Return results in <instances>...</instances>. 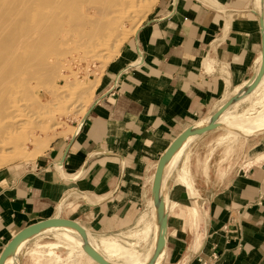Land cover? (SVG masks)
Listing matches in <instances>:
<instances>
[{
	"label": "crops",
	"instance_id": "obj_1",
	"mask_svg": "<svg viewBox=\"0 0 264 264\" xmlns=\"http://www.w3.org/2000/svg\"><path fill=\"white\" fill-rule=\"evenodd\" d=\"M255 9V0H156L102 69L79 124L0 170V254L20 230L56 217L97 235L136 227L165 150L255 76ZM237 104L228 114L254 115ZM220 129L190 137L176 156L159 264H264V131L237 137L234 162L236 137ZM28 242L18 258L29 264H69L56 244Z\"/></svg>",
	"mask_w": 264,
	"mask_h": 264
},
{
	"label": "bare ground",
	"instance_id": "obj_2",
	"mask_svg": "<svg viewBox=\"0 0 264 264\" xmlns=\"http://www.w3.org/2000/svg\"><path fill=\"white\" fill-rule=\"evenodd\" d=\"M121 1L123 2V0ZM115 2L117 1L115 0H0V163L2 162L1 164L9 163L5 161L9 160L10 159L9 157L11 156H12L11 158H14L16 155L18 156L21 155L22 159L23 156H26L25 155L26 153L22 156V151L19 147V146L23 147L22 146L23 139H21L22 141L20 140V143L22 142V145L20 143H17L18 148L20 150L18 149L16 150L17 147L14 148L15 144L13 143L14 145H12V142L16 141V139L17 142H19L18 140L19 138L18 137L16 138L15 135L19 136L23 134V131L25 130L23 129L24 126L27 127L28 125L27 124L28 122H26V120L28 119L26 112L25 113L23 112L25 109V105H27V103L24 102L25 103L24 105L22 100H20V98H22V96H29L31 94L30 84L32 82H35L36 85H41V87L42 86L46 87L48 85H51L52 81L57 77L56 76L57 65L61 66L59 64L60 62H58V58L63 57L64 50L68 52V49H70L72 50V52L73 51H76V53L77 51L81 52L84 54L83 55L84 59L83 58L82 59L86 61L94 60L96 56H98L101 52L105 50L108 49L115 50L114 48L115 43L119 42L121 39H119V35L117 36V34H114L116 33L117 30L115 29L114 31L113 24L116 25L117 20H113V17L109 16L110 14H108L107 11L108 8L110 9V7H114V6L117 7L115 5ZM261 14L263 16L262 34H261L262 45H263L261 51L262 52L261 73L258 74L257 78L250 80L237 93H235L233 95L234 98L233 99L231 98L228 102H226L222 106L223 108L221 107L222 109L220 108L221 110L219 109L217 113H215L211 118L208 119V121H204L198 125H195L194 127H189L188 133L178 144V146L172 151V153L167 157L162 156L157 164V168L154 176L155 185H153L152 194L154 196L153 204L157 205V210L159 212H158V217L155 221V238L151 249L147 253L141 254L135 250V247L140 245V243L146 241V238L149 236V234L153 232V228L151 225H146L144 228H141L142 229L141 232L134 237L137 240V243L136 244L126 243L128 247L127 249H123V247L120 248L121 246L118 247L117 244L116 246L107 243L108 241L105 242L102 240V245L100 247L102 248L103 252H100L101 250L99 246L96 245V243L87 235L85 230L81 228L76 222L71 221L72 223L75 224V226L56 222L54 224H50L31 233L22 234L14 245H12L9 249L4 250L2 252L0 256V264H20V260L18 259L19 251L25 246V244L32 237L46 232L61 233L58 234L60 235V237H66L68 239H73L72 238L73 236L66 234V232L74 233L79 238L80 240L79 246L80 247L82 246L85 249V253L87 255L88 252L93 253L98 258H100L105 264H118V263H114L115 259L120 260L122 264H147L153 254V248L156 247L157 254L156 257L153 258V262L151 264H159L164 257L165 244L167 240V225H166L167 215L164 214V200L165 198L166 200H168L167 180L170 172L175 167L174 164L177 161L176 156H178L186 147V145H188L187 143L190 140V137L198 135L199 134L198 132L204 128H210V130H215L217 128L225 129L228 134L233 135L235 137L250 136L254 134L257 135V133L264 131V105L262 106L261 110L258 111L253 116H249L247 114H241V115L236 114L231 117H226V115L231 110L232 103L236 105L238 102L248 97L261 84V82L264 83V74L262 75V70L264 68V2L262 3ZM259 21L261 27V18H259ZM119 27L120 26L118 25V28ZM116 45H118V43ZM62 47L65 48L63 49ZM67 47L70 48L67 49ZM64 57H66V54ZM52 60H54L55 62L57 61L56 63L58 64L56 65V63L55 64L51 63L50 61ZM70 61L75 63L76 62L75 57H72ZM67 63L70 66L71 62H67ZM63 88L65 89V87ZM53 89H56V87ZM74 89L72 90L70 88V90L75 92ZM82 89H84V91L86 90V88H82ZM47 109H49V107ZM25 110L27 111V109ZM43 112L45 113V111ZM39 115L36 116L35 113L34 115L36 116L35 119H37ZM34 121L32 123H34ZM37 127L39 129V126ZM20 137H22V135ZM11 147L13 149H11ZM11 150H15V151H11ZM10 152H12L13 155L10 154ZM21 157H17V158L19 159ZM164 171L166 172L165 177H163ZM150 210L152 209L150 208ZM52 219L56 221L60 220V218L58 217ZM62 220H66V219H62ZM114 242L115 241H113V243ZM90 261L91 263L95 262L92 258L90 259Z\"/></svg>",
	"mask_w": 264,
	"mask_h": 264
},
{
	"label": "rangeland",
	"instance_id": "obj_3",
	"mask_svg": "<svg viewBox=\"0 0 264 264\" xmlns=\"http://www.w3.org/2000/svg\"><path fill=\"white\" fill-rule=\"evenodd\" d=\"M115 1H117V2H115V5L117 7H115V6L110 7V9L108 8L107 11H108V14H110L109 16L113 17V20H117L116 21L117 26L113 24L114 31H115V29L117 30L116 33H114V34H117V36L119 35V39H121L122 41L120 40L119 42H117L118 45H116L117 43H115V45H114L115 50L114 49L105 50V51L101 52L102 54L100 53L101 55L99 54L98 56H96L94 60H90V61L83 60L84 59L83 53L78 52V51H77V53H76V51L72 52V50L68 49L70 47H67L68 52L64 50L63 51L64 52L63 57L58 58V62H60L59 64L61 66L57 65L58 64V63H56L57 61L56 62L54 60L50 61L51 63H53V64L56 63V65H57V69H56V72H57L56 78L57 79L55 78L51 83L53 88L56 87V89H53L51 85H48L46 87H43V86L41 87V85H36L35 82H32L30 84L32 96L30 94L29 96H22V98H20V100H22L24 105H25L24 102H26L28 105V106L25 105V109H27V111L25 109L23 111L24 113L26 112V115L28 118V119L26 118L27 119L26 122H28L27 123L28 125H27V127L24 126V128H23V129H25L24 130L25 132L23 131V134H21L23 138L20 137L21 135H19V136L15 135L16 138L17 137L19 138L18 139L19 142H17V139H16V141L12 142V145H14V144L16 145L17 143H20V140L23 139V145H22V142L20 143L23 147H21V146H19V147L22 151V156L25 153H26L25 154L26 156H23V159H22L21 155L20 156L16 155L14 158H11L12 156L9 157L10 159L5 161V162H9V163H6V164H1L2 162L0 163L2 165V166L0 165V170L7 167V166L13 165V164H17V163H23L24 164V163H28V162L33 161L36 157L40 156L44 150H46L48 148V145L56 137L66 136L68 133H70L71 128L69 126L79 124L80 120L85 115V112H86L88 105L91 103L92 94H93L92 92H93V89H94V87L98 81V78L101 75L102 69L104 68V66L107 63H109L115 57V55L118 52L119 47L126 40V38L135 33V31L138 28L137 26L145 18V16L149 13L150 9L155 4L156 0H135V2H134V0H123V2L121 0H115ZM263 2H264V0H255V8H256L255 11H256V13H258L260 15V18H261V27H260L261 34H262L263 16L261 14L260 6ZM118 25L120 26L119 28H118ZM62 48L64 49L65 47H62ZM65 52H67V53H65ZM65 54H66V57H64ZM72 57H75V59H76L75 63L70 61L72 59ZM79 58H81V59H79ZM67 62H71L70 66L68 65ZM62 64H63V66H62ZM257 65H258V67L256 70V74L252 79L257 78L258 74L261 73L262 52H261V56L259 57V59L257 61ZM255 67H256V64H254V66L252 68H250L248 79H250L253 76L254 71H255ZM263 74H264V68L262 70V75ZM63 77H64V79H63ZM74 83H75V85H74ZM77 84H78V86H77ZM70 85L71 86L74 85L75 87L72 86L73 87L72 88ZM69 86L72 90L75 88L74 89L75 92L70 90ZM63 87H65L66 90ZM82 88H86V90L84 91V89H82ZM60 89L63 92H61ZM53 91H55V92H53ZM58 91L61 92L62 94L59 93ZM50 92H53V93H50ZM66 92L69 95H67ZM233 98H234V96L232 95V99ZM263 99H264V86H261V88H259V92H257V94H254L249 99H246L245 101L239 102L237 104L236 112L242 113L246 110L254 109L253 113L255 114L258 111H260L262 106L264 105ZM24 100H26V101H24ZM29 103H30V106H29ZM231 105H232L231 108L234 107L232 112L235 113V104L232 103ZM48 107H49V109H47ZM43 111H45V113ZM37 112H39V113H37ZM35 113H36V116H38L40 113H42L39 115V117H37V119L39 118L38 120L35 119L36 118V116H34ZM49 114H51V115H49ZM234 115H236V114H227L226 117H231ZM28 116H30V117H28ZM36 120H37V122H36ZM33 121H34V123H32ZM29 123H30V126H29ZM37 126H39V129ZM40 126H41V128H44V129L46 128V129L45 130L41 129ZM220 130H221V134H223V130L222 129H220ZM21 133H22V131H21ZM240 144H242V139L236 137L235 143H234V162L236 161L238 156L240 157L242 155L243 148L242 149H236L237 146ZM15 145H14V148L17 147L16 150L17 149L20 150L18 148V144L16 146ZM244 145L245 144L243 143V147H244ZM12 147H11V149H13ZM41 147L43 150L41 149ZM24 148H26V149H24ZM11 151H15V150H11ZM32 153H33V156H32ZM10 154L13 155L12 152H10ZM17 157H21V158L18 159ZM11 159H13V160L16 159V160L13 161ZM10 161H12V162H10ZM5 162H3V163H5ZM165 176H166V172L164 171L163 177H165ZM152 183H154V177L150 180V185L148 182V188H149V186H151V187H150V190H148V195L144 201V205L140 210V213H141L140 219H139L136 227L133 226L132 228L127 229L126 231H117V232H113V233H109V234H105V235L104 234L97 235L96 233H92L88 230L86 231V229L84 227H82L81 225H79L77 223L81 228H83L85 230L87 235L96 243V245L99 246V248L101 250L100 252H103L102 248L100 247L102 245V240L105 242L108 241L107 243H109V244H113V245L117 244L118 247L121 246L120 248L123 247V249L128 248L126 243L136 244L137 240L134 237L137 234H139L142 230L141 228H144L146 225H151L153 228V232L149 234V236L146 238V241H144L143 243H140V245L136 246L135 250L141 254H143V253L145 254L151 249L154 238H155V221L158 217V212H159L157 210V205L153 204L154 196L151 193ZM150 195H151V200L149 201V205L145 207V202ZM167 204H168V201L165 198V200H164V214L165 215H167ZM150 208L152 210H150ZM171 211H172V209H171ZM66 234L73 236L72 238L74 240L68 239L66 237H61L62 239H60L59 237H57L55 235L51 236V234H43V235L38 234V235H35L34 238L32 237L33 239L28 242L27 247L28 248L31 247L34 240H38V242H40L41 244L54 243L60 249H64L63 252L65 253V256L69 257V264H97L95 262L91 263V261H90L91 258L85 253V249L82 246L81 247L79 246L80 240L74 233L66 232ZM39 235H41V236H39ZM36 236H38V237H36ZM74 237H77V238H74ZM113 241H115V242L113 243ZM23 250H24V248H22L19 251V253L22 252ZM60 254L62 256H64V254H62V253H60ZM156 254H157L156 247H154L153 248V254H152V256H151V258L147 264H151L153 262V258L156 257ZM19 258H20V262H21L20 264H29V262H27L24 259V257L22 258L21 256H19ZM74 260H75V262H72ZM117 260L118 259H115L114 263L122 264V262L120 260H118V261ZM47 262L48 261L45 260V262L43 264H48ZM161 262H162V260H161ZM32 264H34V261L32 262ZM50 264H52V263H50Z\"/></svg>",
	"mask_w": 264,
	"mask_h": 264
},
{
	"label": "water",
	"instance_id": "obj_4",
	"mask_svg": "<svg viewBox=\"0 0 264 264\" xmlns=\"http://www.w3.org/2000/svg\"><path fill=\"white\" fill-rule=\"evenodd\" d=\"M262 47H263V45H261V51H262ZM223 108V107H222ZM221 108V109H222ZM220 109V110H221ZM218 112V111H217ZM216 112V113H217ZM215 114V113H214ZM188 129H189V127L187 128V129H185L170 145H169V147L165 150V152L163 153V156H169L171 153H172V151L178 146V144L182 141V139L186 136V134L188 133ZM207 131H210V128H204V129H202V130H200L198 133L199 134H202V133H204V132H207ZM161 158V157H160ZM160 158L158 159V162L160 161ZM153 184L154 183H152V188H151V193L153 192ZM155 185V184H154ZM56 222H59V223H62V224H66V225H68V224H70V225H74L75 226V224L74 223H72L71 221H69V220H62V219H60V220H58V221H56V220H53V219H47V220H45V221H40V222H37V223H34V224H32V225H30V226H28V227H26V228H24V229H22V230H20L18 233H16L15 235H14V237L6 244V246L4 247V249H3V251L4 250H7V249H9L12 245H14L15 243H16V241L19 239V237L22 235V234H27V233H31V232H33V231H36V230H38V229H40V228H43V227H45V226H48V225H50V224H54V223H56ZM2 251V252H3ZM2 252H1V254H2ZM1 254H0V256H1ZM88 255L96 262V263H98V264H105L100 258H98L96 255H94L93 253H89L88 252Z\"/></svg>",
	"mask_w": 264,
	"mask_h": 264
},
{
	"label": "built area",
	"instance_id": "obj_5",
	"mask_svg": "<svg viewBox=\"0 0 264 264\" xmlns=\"http://www.w3.org/2000/svg\"><path fill=\"white\" fill-rule=\"evenodd\" d=\"M263 195H264V193H263Z\"/></svg>",
	"mask_w": 264,
	"mask_h": 264
}]
</instances>
